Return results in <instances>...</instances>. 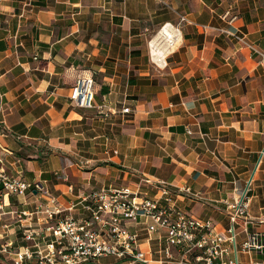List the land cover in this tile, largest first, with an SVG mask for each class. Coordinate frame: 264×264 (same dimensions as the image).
Wrapping results in <instances>:
<instances>
[{
	"label": "crops",
	"instance_id": "crops-1",
	"mask_svg": "<svg viewBox=\"0 0 264 264\" xmlns=\"http://www.w3.org/2000/svg\"><path fill=\"white\" fill-rule=\"evenodd\" d=\"M164 2L0 0V162L63 206L109 186L157 197L143 177L189 186L174 205L222 232L225 200L250 182L247 213L235 224L240 248L264 234V0ZM164 24L179 40L157 60L150 35ZM86 71L95 77L93 108L69 99ZM46 197L5 194L0 183V248L10 250L0 251V264H12L21 246L34 249L23 235L44 225L37 205ZM70 212L86 216L79 206ZM127 228L153 251L150 264H194L176 252L182 263H160L163 231L147 239L144 224ZM237 257L264 262V253Z\"/></svg>",
	"mask_w": 264,
	"mask_h": 264
},
{
	"label": "built area",
	"instance_id": "built-area-1",
	"mask_svg": "<svg viewBox=\"0 0 264 264\" xmlns=\"http://www.w3.org/2000/svg\"><path fill=\"white\" fill-rule=\"evenodd\" d=\"M187 21L185 16L179 17V22ZM69 99L79 107L95 106V82L91 72L86 71L76 78ZM121 110L129 112L128 107ZM141 182L154 185L158 196L144 194L140 186H109L82 193L78 201L63 206L47 193L40 181L7 174L0 162V183L5 194L39 192L47 195L46 202L37 206L44 225L28 227L23 235L25 240L33 242L34 249L25 245L12 251V264H24L33 259H36L34 264H84L109 256L118 259L112 264H150L155 260L153 251L142 246L136 231L127 228L129 222L144 224L147 239L152 233L163 231L159 248L162 257L157 259L160 263H182L175 258V252L192 255L194 264H239L238 250L264 253L263 233L248 235L240 248L236 242L235 224L247 213L250 182L237 198L225 200L230 225L224 232L216 230L211 220L194 217L174 205L173 195L191 194L189 186L171 190L166 182L149 177H143ZM159 200L165 204H160ZM2 206L0 204V208ZM76 206L86 216L71 214ZM0 251L9 252V245L4 244ZM251 263L264 264L262 261Z\"/></svg>",
	"mask_w": 264,
	"mask_h": 264
},
{
	"label": "bare ground",
	"instance_id": "bare-ground-1",
	"mask_svg": "<svg viewBox=\"0 0 264 264\" xmlns=\"http://www.w3.org/2000/svg\"><path fill=\"white\" fill-rule=\"evenodd\" d=\"M179 40V30L177 27L170 24H164L151 39V49L155 59L159 60L160 57L175 48ZM160 63V62H159Z\"/></svg>",
	"mask_w": 264,
	"mask_h": 264
},
{
	"label": "rangeland",
	"instance_id": "rangeland-1",
	"mask_svg": "<svg viewBox=\"0 0 264 264\" xmlns=\"http://www.w3.org/2000/svg\"><path fill=\"white\" fill-rule=\"evenodd\" d=\"M158 29L159 28H155V30L151 33L150 38L152 37V35H154L157 32ZM94 80H95V77H94ZM40 204H44V203H40ZM46 240H47V238H46ZM237 240H239V237L237 238ZM113 260H114V257H100L99 258V261L101 262V264H110V263H112L111 261H113ZM35 261H36V259L30 260V262H34V263H35Z\"/></svg>",
	"mask_w": 264,
	"mask_h": 264
}]
</instances>
